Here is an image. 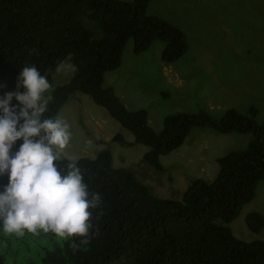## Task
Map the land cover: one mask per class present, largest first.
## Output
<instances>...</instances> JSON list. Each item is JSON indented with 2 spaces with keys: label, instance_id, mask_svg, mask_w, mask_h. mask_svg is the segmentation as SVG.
Listing matches in <instances>:
<instances>
[{
  "label": "trees",
  "instance_id": "1",
  "mask_svg": "<svg viewBox=\"0 0 264 264\" xmlns=\"http://www.w3.org/2000/svg\"><path fill=\"white\" fill-rule=\"evenodd\" d=\"M150 1L0 0V96L16 90L17 77L26 64H35L50 83L56 67L70 63L69 79L44 94L50 97L44 118H55L74 93L86 95L128 131L134 143L147 148L142 163L159 172L163 170L159 157L176 150L192 128L248 134L249 141L243 149L216 159L213 179L191 181L179 200L155 197L128 170L112 167L107 150L93 158L63 159L58 162L60 168L75 162L90 192L101 197L100 208L92 210L90 243L73 251L69 242L79 243V237L62 239L43 233L26 240L0 230V239L13 235L17 263L264 264V241H240L225 226L264 179V122L255 119L256 109L252 105L244 111L227 108L218 119L203 111L176 112L164 116L160 129L154 131L143 110H127L113 89L103 85V74L119 66L127 40L132 42L133 54L160 42L159 57L165 64L185 52L184 36L176 27L146 14ZM12 104H17L15 98ZM21 143L17 141L12 151ZM8 179L7 174L0 175V191ZM244 222L251 232L263 225L256 212L248 213ZM3 256L0 264H4Z\"/></svg>",
  "mask_w": 264,
  "mask_h": 264
},
{
  "label": "rangeland",
  "instance_id": "2",
  "mask_svg": "<svg viewBox=\"0 0 264 264\" xmlns=\"http://www.w3.org/2000/svg\"><path fill=\"white\" fill-rule=\"evenodd\" d=\"M146 14L176 27L184 36L186 50L178 60L165 64L159 57L160 42L133 54L131 40L126 41L119 66L103 74V85L113 89L127 110H143L154 131L160 129L164 116L176 112L203 111L218 119L227 108L244 111L248 105L256 109L257 122H264V0H151ZM56 69L48 92L72 73V66L59 73ZM56 117L65 120L71 132L63 150L66 159L93 158L107 150L112 167L128 170L162 199L179 200L195 179L211 181L217 170L215 160L243 149L250 139L248 134L192 128L176 150L159 157L163 167L159 172L142 163L147 148L134 143L131 134L86 95L69 96ZM117 135L119 139H114ZM251 212L263 219L258 232L245 225V216ZM225 226L240 241H264V179ZM25 233L26 240L43 234ZM11 237L0 239V255H5L4 264H19L16 234Z\"/></svg>",
  "mask_w": 264,
  "mask_h": 264
},
{
  "label": "clouds",
  "instance_id": "3",
  "mask_svg": "<svg viewBox=\"0 0 264 264\" xmlns=\"http://www.w3.org/2000/svg\"><path fill=\"white\" fill-rule=\"evenodd\" d=\"M67 67L71 65L60 64L56 71ZM51 87L35 64H26L17 77L16 90L0 96V175L9 178L0 191V230L21 237L25 232L79 237V243L69 242L76 251L90 243L92 210L100 208L101 197L90 192L75 162L66 169L59 166L67 158L63 150L71 132L65 120L44 118L50 99L44 94ZM17 141L22 143L13 152ZM102 214L101 210L96 218Z\"/></svg>",
  "mask_w": 264,
  "mask_h": 264
}]
</instances>
